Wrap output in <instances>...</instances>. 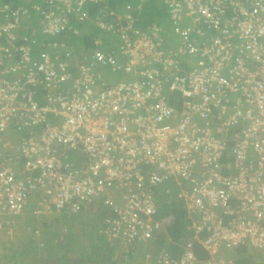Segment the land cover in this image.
<instances>
[{
  "label": "built area",
  "instance_id": "1",
  "mask_svg": "<svg viewBox=\"0 0 264 264\" xmlns=\"http://www.w3.org/2000/svg\"><path fill=\"white\" fill-rule=\"evenodd\" d=\"M144 1L108 20L104 0H44L34 13L0 1V264H11L1 234L30 199L39 215L101 200L106 238L124 252L146 246L169 179L190 238L178 258L145 251L143 264H236L242 244L264 252V0H160L173 48L159 24L137 25ZM84 25L119 44L97 38L61 57L53 38ZM116 72L125 78L111 82ZM13 129L27 134L9 140Z\"/></svg>",
  "mask_w": 264,
  "mask_h": 264
},
{
  "label": "trees",
  "instance_id": "2",
  "mask_svg": "<svg viewBox=\"0 0 264 264\" xmlns=\"http://www.w3.org/2000/svg\"><path fill=\"white\" fill-rule=\"evenodd\" d=\"M43 1L44 0H24L20 1V4L25 6L31 13H34L32 10V5H42ZM159 1L160 0H145L143 2L141 10L138 14L139 20L137 22V25L140 27H145L146 25H149L151 23L159 24L162 28L164 47L173 48L177 41V35L172 29V26L169 24L167 13L165 12V9ZM138 3V0H104V2L99 5L102 6L105 4V6L107 7V12L111 15L107 17L106 20H108L109 18H114L113 15H115L116 13H120L126 9H131L132 7L135 8V5ZM99 5H91L89 7L90 13H95L98 10ZM26 26L38 28V23L36 22L34 16L31 17V20L27 22ZM79 29L80 31L76 35L71 33H61L57 34L53 38V40L57 41L58 45H60L59 43L63 44L62 46L57 47V49L60 50L58 52L61 57L65 58V53L69 48H71V46H78L79 48L85 49L93 47L94 40L97 38H100L102 41L105 40L103 41L104 45L106 44L110 47H115L119 44V38L114 32L103 33L102 31H99L96 28L92 29L87 25L80 26ZM21 32L30 34V29H22ZM168 32L172 36H170ZM41 49H46V46L43 45V40L39 37L38 41L32 49L33 55L36 56ZM120 74L121 72H116L113 73V75H110V77L112 76L111 78L109 77L110 81L123 78H119ZM13 130L15 131V129ZM14 131L11 132L8 138L9 140L15 142L19 140V137L25 136L27 134V131L25 129L15 131L18 132L20 136L14 133ZM230 131L236 132L234 128ZM32 132L36 133L38 132V130L33 129ZM232 146L233 143L231 142L230 135L226 146V154H224V160L229 159L227 153ZM77 154L78 153L76 151H68L69 160L78 161L80 157ZM80 165L81 162H77L74 168H78ZM181 186H183L184 188H188L190 185L189 183H187V181H184L182 182ZM177 189L178 186L173 183L171 179L166 180L158 186V188L155 190V199L157 204L155 220L159 222L160 226H162L161 232L158 233L154 238H152V240L149 241L146 246H142L140 248L138 247L139 249L136 248L135 250L132 249L127 252L120 250L117 242L107 239L104 235L103 220L104 217L110 214V212L108 211L107 207L102 204L101 200L94 201L93 204L87 205L83 208V210H80L76 213H72L68 210L60 211L59 215L60 213H62V215L60 216L62 219H68V221L72 222H77L78 220H80V218L85 217L84 219H82V222L85 220V223H87L88 227H91L90 229H92L93 235L92 238H95L96 242L92 245V247L88 249L87 253L79 254L80 256H78V258L73 259L71 257H60L57 261L55 260L53 264H112L111 260L114 261L113 257L115 259H120L119 261H122L126 264L129 261L132 262L134 260H139L138 250L140 249H142V253L137 264H143V253H145V251H149L153 256H155L160 251V249H163L170 256V258H178L182 253L183 245L190 238V232L187 229V219L183 213L181 204L179 202L177 203L171 197L173 192ZM35 201L36 200L34 199L28 200L21 215H24L28 212L26 217H30V215H32L31 209L32 211H34L33 207L36 205ZM26 207L28 208L26 209ZM45 216L46 215H40V217L36 216L42 223L40 228L38 226H33L29 234L27 231L26 234L32 239V241H21L20 238L19 241L15 244V247L18 248L11 253V259H9V257L7 258L9 261H11V264H21L19 259L14 257V253L19 252V254L27 256L28 254H26L25 249L30 246L33 247L32 245L34 241L36 242V246L29 250V254H33L35 248H37L39 251H44L49 246L48 244H50L51 239H46L48 237L57 236V242H59V244L63 243L67 239H72L69 235L66 234L64 227L55 229L52 227L49 228L50 223L48 222V219H51V217ZM19 217L20 216H18L17 218ZM36 229L39 231L34 234L33 232ZM41 234L46 241L42 239V241L40 240V243L38 242V240H35V238L41 237ZM76 235L74 237H76ZM13 248L7 247L8 250H12ZM57 249L66 251L63 250V247H57ZM85 249L87 251V248ZM230 254L234 256L236 264H264V252L251 250L244 244L238 245L234 249V251L230 252Z\"/></svg>",
  "mask_w": 264,
  "mask_h": 264
},
{
  "label": "rangeland",
  "instance_id": "3",
  "mask_svg": "<svg viewBox=\"0 0 264 264\" xmlns=\"http://www.w3.org/2000/svg\"><path fill=\"white\" fill-rule=\"evenodd\" d=\"M28 1H30V0H28ZM169 35L172 36L170 33H169ZM121 77H122V75L120 74L119 78H121ZM14 133L19 135L18 132L14 131ZM61 215H62V213H60V215H57V216L55 215V216L51 217V219H48V222L50 223L49 228L52 227L55 229V228L64 227L66 234L69 235L72 239H67L63 243L59 244V242H57V236L56 237L55 236L54 237H48L46 239H51L50 244H48L49 246L44 251H39L37 248H35L34 253L29 254L28 253L29 250L36 246L35 245L36 242L34 241L33 245H32L33 247L30 246V247H27L25 249L26 254H28L27 256L19 254V252L14 253V257L19 259L21 264H53L54 261L55 260L57 261L60 257L61 258L71 257L74 259V258H78V256H80L79 254L88 252V249L90 247H92V245L96 241H95V238H92L93 235H92V229H90L91 227L90 226L88 227L87 223H85V220L82 222V219H84L85 217L80 218V220H78L77 222H75V221L72 222V221H68V219H62L60 217ZM24 220H25V218H24ZM27 220H26L27 222L31 221L34 224L37 223L38 224L37 226L39 228L42 224L40 220H37L36 222L32 218H28ZM27 222L24 221L21 224L15 222L14 227L12 228L13 236L15 235L18 239L21 238V241H26V242L28 240L32 241V239L30 237H28V235L26 234L27 231L29 234L30 230L32 229V227H29V226L26 227L25 223H27ZM15 230H17V231H15ZM75 235H76V237H74ZM42 239H44V238L42 237V234H41V237H39L36 240H38V242H40V240L42 241ZM57 247H63V250H66V251L59 250V249H57ZM85 248H87V251ZM143 248H145V247H143ZM15 249H17V247L13 248L12 250H8L7 247L3 248L2 252H1V255H2L1 258L3 260H6V261L11 263V261H9L7 258L9 257V259H11V257H12L11 253ZM21 251H22V246H21ZM141 253H142V249L138 250L139 260H140ZM113 259H114V261L111 260L112 264H125L122 261H119L120 259H115L114 257H113Z\"/></svg>",
  "mask_w": 264,
  "mask_h": 264
},
{
  "label": "crops",
  "instance_id": "4",
  "mask_svg": "<svg viewBox=\"0 0 264 264\" xmlns=\"http://www.w3.org/2000/svg\"><path fill=\"white\" fill-rule=\"evenodd\" d=\"M15 1H18L19 3H20V1H24V0H15ZM32 1V0H31ZM92 29H94L93 28V26L91 25L90 26ZM110 75H113V74H107V77H108V79H109V76ZM122 75V77L123 78H125V75H123V74H121ZM123 78H121V79H123ZM117 80V79H116ZM116 80H114V81H116ZM114 81H111V82H114ZM39 98L41 99V97L39 96ZM10 134L11 133H9V136H10ZM31 200V199H30ZM28 207H26V209H27ZM83 210V209H82ZM28 213V212H27ZM27 213H25L24 215H20V217L19 218H14L13 219V222L15 223V222H17V223H22V222H27L28 220V218H32V219H34L35 220V222L37 221V220H39L36 216H38V217H40V215L39 214H37V213H35V211H32V209H31V214L32 215H30V217H26V215H27ZM34 215V216H33ZM57 216V215H59V213H54V214H47L45 217H53V216ZM26 217V218H25ZM24 218H25V220H24ZM27 220V221H26ZM31 221H29V222H27V223H25V225H26V227H33V226H37L38 224L36 223V224H34L33 222H31ZM24 225V226H25ZM28 229V228H27ZM15 231H17V230H15ZM16 233V232H15ZM34 233V232H33ZM12 235H7V234H5L4 232L1 234V238H2V248H1V252H2V250H3V248H5V247H8V248H13V247H15V244L19 241V239L14 235L13 236V233H11ZM12 242V243H11ZM11 243V244H10ZM18 248V247H17ZM198 252H200V249H198L197 250ZM139 260H134V261H129V262H127L126 264H137V262H138Z\"/></svg>",
  "mask_w": 264,
  "mask_h": 264
},
{
  "label": "clouds",
  "instance_id": "5",
  "mask_svg": "<svg viewBox=\"0 0 264 264\" xmlns=\"http://www.w3.org/2000/svg\"><path fill=\"white\" fill-rule=\"evenodd\" d=\"M173 194H174V192H173ZM173 194H172V195H173ZM155 201H156V199H155ZM16 218H17V217H16ZM13 227H14V225H13ZM37 238H38V237H36L35 240H36ZM1 256H2V255H1Z\"/></svg>",
  "mask_w": 264,
  "mask_h": 264
},
{
  "label": "bare ground",
  "instance_id": "6",
  "mask_svg": "<svg viewBox=\"0 0 264 264\" xmlns=\"http://www.w3.org/2000/svg\"><path fill=\"white\" fill-rule=\"evenodd\" d=\"M109 77H110V76H109ZM111 77H112V76H111ZM111 77H110V78H111ZM109 80H110V79H109Z\"/></svg>",
  "mask_w": 264,
  "mask_h": 264
}]
</instances>
